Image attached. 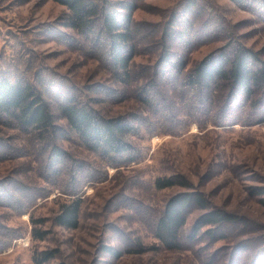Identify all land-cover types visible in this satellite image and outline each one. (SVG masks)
<instances>
[{"label":"rangeland","instance_id":"374dc122","mask_svg":"<svg viewBox=\"0 0 264 264\" xmlns=\"http://www.w3.org/2000/svg\"><path fill=\"white\" fill-rule=\"evenodd\" d=\"M179 1L135 0V26H140L142 38L133 60L132 79L123 86L94 53H89L87 42L81 48L68 39L79 35L64 25L68 17L64 5L54 0H0V70L32 81L50 102L58 122L64 123L55 93L81 89L89 97L95 95L94 86L100 82L128 90L153 76L148 67L156 62L157 54L148 47L154 45ZM198 2L205 8L190 17L195 26H206L205 31L213 34L194 38L195 46L183 50L188 67L227 43L231 36L264 55V20L259 15L234 0ZM152 29L154 34L149 37ZM161 82L158 94L166 95L169 105L165 101L154 114L143 113L131 94L94 103L105 114L141 110L149 118L150 128L141 125L130 137L137 148L134 161L108 165L103 173L106 164L96 154H87L73 138L60 140L75 157L89 160L81 177L80 223L74 229L54 222V214L66 195H59L56 189L42 196L47 193L46 187L63 186L68 177L54 174L47 167L51 157L33 150L34 142L27 135L0 124V139L24 153L15 151L10 155L0 150V191L6 187L9 193H15L18 185L24 184L34 188L38 196L30 211L22 214L15 213L13 205L10 208L0 203V239L7 244L0 251V264H36V251L44 249L56 251L45 264H264V206L260 202L264 193L255 191L264 187V114L259 116L264 108L257 109V119L251 124L217 125L203 118L193 120L185 115L190 108L179 99L180 93ZM70 163L66 161L67 166ZM88 174L92 180L86 182ZM96 175L104 178L100 180ZM171 175L186 177L190 184L163 189L155 186L157 177ZM56 177L58 182H54ZM183 191L201 193L209 202L208 209L234 212L245 223L206 225L193 237L194 226L205 212L193 203L181 232L182 246L165 247L154 235L155 219L167 200ZM31 216L44 219L36 227L47 230L45 238L32 236ZM11 235L16 237L9 243Z\"/></svg>","mask_w":264,"mask_h":264},{"label":"trees","instance_id":"16d2710c","mask_svg":"<svg viewBox=\"0 0 264 264\" xmlns=\"http://www.w3.org/2000/svg\"><path fill=\"white\" fill-rule=\"evenodd\" d=\"M54 1L64 5L68 10L64 25L80 36L70 35L68 39L79 44L81 48H83L81 44L87 42L90 45L89 53H94L117 83L123 86L130 83L134 69L133 60L142 38L139 37L140 26H135L137 24L133 15L135 0ZM234 1L264 20V0ZM177 3L179 5L164 22L159 36L155 37L157 46L154 41V45L150 44L148 47L149 51L157 54L156 62L148 67L149 70L152 69L150 73H153V76L144 82L135 83L134 88L128 90L100 82L94 86L93 91L97 90L95 95L89 97L81 89L55 93L59 116L64 123L58 122L50 102L32 81L12 76L4 68L0 70V124L27 135L32 144L34 142L33 150H38L39 154L48 153L51 157L46 164L47 167L52 168L54 174L60 173V176L63 174L68 177L65 185L46 187L47 193L42 195L47 197L56 189L60 192L59 195L62 196V193L66 195L54 214V222L57 225L69 229L79 226L83 204L81 177L88 159L75 157L60 140L73 138L72 140L77 141L78 146L87 154H96L99 161L106 164L103 173L106 172L108 165L118 166L123 162L134 161L137 148L130 137L138 133L139 126L147 128L151 126L148 124L149 118L143 116V113L147 111L154 114L163 108L165 101L169 105L166 95L158 94V88L162 87L161 81L168 84L172 92L180 93L179 99L185 101L190 108L185 110V115L188 117L191 115V119L195 118L197 121L203 118L206 122L217 125H225L228 122L251 124L257 119V109L264 108L263 52L231 36L227 43L188 67L189 60L184 51H189L195 46L194 38H205L212 36L213 33L205 31L206 26H195L190 17L199 14L205 8L198 0H180ZM215 30L218 32L217 27ZM154 31L155 29L149 31L148 36L151 37ZM126 94H131L139 106L141 105L143 113L140 110L123 115H109L94 105L107 98H115L114 100H118L119 97L125 98ZM263 114L264 109L259 116ZM200 115L202 116L199 117ZM0 150L8 151L10 155H15V151L17 154L18 152L24 154L20 148L14 150L11 143L2 139ZM67 160L71 161L68 166ZM50 173L47 171V177H50ZM99 176L96 175V178L100 180L104 178ZM90 180L92 179L88 174L86 182ZM58 181L56 177L54 182ZM176 184L188 186L190 183L181 175L159 176L155 179V186L158 189ZM18 186L20 187L15 193H9L6 187L5 190L1 188L4 191H0V203H6L10 208L14 206L15 213L22 214L30 211L36 204L34 201L38 196L34 195L32 191L34 188L24 184ZM255 191L264 193V187ZM260 202L264 206V196ZM193 203L205 209L194 226L193 237L206 225L217 226L238 221L245 223V219L234 212L208 209V200L199 192H179L167 200L155 219L154 235L165 247L177 249L182 246L181 232ZM31 218L32 236L38 239L45 238L47 230L36 227V224H42L44 219L33 216ZM208 232L213 235V228L209 227ZM11 236L9 243L16 237ZM6 246L5 241L0 239V251ZM55 252L47 249L36 251L34 257L36 264L47 263L55 256Z\"/></svg>","mask_w":264,"mask_h":264}]
</instances>
